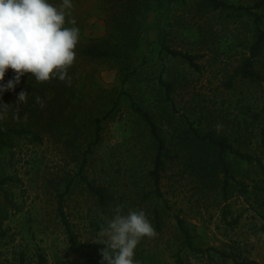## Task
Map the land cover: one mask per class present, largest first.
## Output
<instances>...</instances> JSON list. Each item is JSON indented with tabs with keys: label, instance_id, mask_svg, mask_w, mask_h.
<instances>
[{
	"label": "rangeland",
	"instance_id": "374dc122",
	"mask_svg": "<svg viewBox=\"0 0 264 264\" xmlns=\"http://www.w3.org/2000/svg\"><path fill=\"white\" fill-rule=\"evenodd\" d=\"M224 1L254 7L262 0ZM253 7L264 29V5ZM106 8L110 2L73 0L78 43H103L116 56L92 61L76 54L69 69L81 78L72 77L65 98L56 99L51 81L34 82L32 100L25 102L15 90L0 93L1 125L40 118L47 127L41 144L20 139L0 150V178L15 179L4 186L7 198L0 193V264H102L97 241L117 205L124 214L143 209L155 228L156 235L135 249L139 264H264V80L233 75L249 54L253 16L199 10L195 0H165L158 34L151 27L153 3L143 17L111 22L108 15V24ZM163 45L196 55L199 70ZM164 82L171 84L169 92ZM134 107L153 117L168 145L160 197L152 193L149 175L155 144ZM107 111L80 174L95 138L94 119ZM210 138L253 156L247 161L233 151L221 154L229 174L225 190L219 148ZM82 175L104 189L105 204ZM178 219L200 252L184 244ZM83 243L91 246L74 247Z\"/></svg>",
	"mask_w": 264,
	"mask_h": 264
},
{
	"label": "clouds",
	"instance_id": "9594fccd",
	"mask_svg": "<svg viewBox=\"0 0 264 264\" xmlns=\"http://www.w3.org/2000/svg\"><path fill=\"white\" fill-rule=\"evenodd\" d=\"M72 8L73 0H0V81L9 69L14 72L0 84V93L14 88L24 74L37 82L57 78L71 83L67 70L74 63L80 32L70 18ZM27 96L21 91L18 101ZM113 212L97 241L103 244L102 264H139L135 249L143 238L156 235L155 228L143 209L124 214L117 205Z\"/></svg>",
	"mask_w": 264,
	"mask_h": 264
},
{
	"label": "trees",
	"instance_id": "16d2710c",
	"mask_svg": "<svg viewBox=\"0 0 264 264\" xmlns=\"http://www.w3.org/2000/svg\"><path fill=\"white\" fill-rule=\"evenodd\" d=\"M105 4H108L110 2V10L108 12V8H106V23L108 24V15L110 16L111 22L115 21V19H119L122 15H124V18L120 21L125 22V20L132 19L135 20L136 16L143 17L145 12L147 11V8L149 7L150 3H153V11H152V21H151V27L152 32H158L161 33L162 28L161 24L163 21V15L164 11L162 8L164 7L165 0H103ZM197 8L199 10L207 9L216 11H233L238 12V15H248L253 16L254 22H255V29L252 35L251 41H249L245 47L247 48L249 54L243 58V60L239 63V65L234 69L233 75L235 77L244 78L253 82H259L264 80V70H262L263 60L261 59V56L264 52V29H262L258 24V16L257 14L252 11V7H244V6H235L230 3H227L224 0H195ZM264 5V0L257 2L254 4V7H258ZM120 21H117L120 23ZM116 23V22H115ZM67 26V25H66ZM149 34L144 35L143 43L146 44L149 39ZM158 36V35H156ZM165 46V45H163ZM162 46V47H163ZM164 50L173 58H176L182 62L187 63L190 67L194 68L195 70H199V65L196 62V55L191 54L187 51L183 52L181 50L171 48L168 46L164 47ZM76 54L79 57H82L83 59L88 60H102V59H108L116 56L114 53L108 50V47L101 44H94V43H84L79 42L76 45ZM68 75L71 77L76 76L75 72H71V70L68 68ZM14 76L13 70L9 69L8 72H6L4 80L0 81V84H6L9 79H12ZM81 78V75L79 74L76 76V80ZM51 81V83L49 82ZM36 82L34 77L31 74H24L20 77V82L18 84H15L14 88L12 89H6L3 94H10L12 91L21 92L24 91L28 93V95L31 93V87L32 84ZM49 85L54 86L56 91V99L57 98H65L66 94H69L70 89V83H68L66 80L61 81L57 78H53L48 80ZM34 85H37V83H34ZM33 85V86H34ZM164 86L166 87L167 91L169 92L171 89V84L164 82ZM33 88H37L36 86ZM28 100H32L31 97L27 96ZM59 99V100H60ZM42 107V106H40ZM134 110H136L139 115L144 119L146 124L149 126V132L150 135L154 141L155 144V155L153 158V168L149 171V175L151 176L152 184H153V190L152 193L155 194V196L160 197L162 196L160 191V179H161V173L164 171L166 161L169 159V149L167 142L163 135L158 130L157 124L154 121L153 117L147 112L144 111L138 107H134ZM109 113L108 111L102 115V117H95L94 119V133L95 138L94 140H91L87 146L86 150L84 151V157L82 159L81 167H80V174H82V170L84 169L86 165L87 160V154L92 152L93 146L99 143L100 138V132L102 130L101 122L104 119H108ZM51 125H49L48 128H50ZM46 125L44 121L40 118H38L35 123H30L28 121L27 123H21L19 125L15 124H9L6 126L1 125L0 123V150L4 148H10L12 149L15 146V141L24 139L31 143H37L41 144L43 143V140L45 138V135L43 134V131L45 130ZM200 137L199 135H197ZM204 138V137H201ZM211 142H213L216 146L219 148V159L220 162L223 165L224 170V181L222 188L225 190L229 178L228 174V168L224 163V160L221 158V154L225 151H233L236 154H238L239 157L246 159L247 161H250L253 156L249 154H243L239 151L233 150L231 145L227 143L226 139H221L214 141V139H209ZM82 178L86 180L88 187L90 190L97 196L98 201L100 204H105L107 200L106 193L104 192V189L100 186L94 185L92 182L88 181L87 178L82 175ZM15 179L13 176H4L0 178V193L4 192L6 198V191L4 189V186L10 184ZM6 192V193H5ZM60 215L62 216L63 220L65 219L64 212L61 207H58ZM3 218H6V215L3 216ZM156 220H159L158 213L156 212ZM237 219H233V223H235ZM66 222V221H65ZM178 225L181 230V232L184 235V244L192 251L200 252V249L194 248L191 245L190 242V235L188 233L187 228L185 227L182 219H178ZM3 234V232H0V235ZM88 243L83 244H74L75 248H83V247H89ZM40 260H42V257L40 256ZM40 264V263H39ZM240 264H258L254 260H247L240 262Z\"/></svg>",
	"mask_w": 264,
	"mask_h": 264
}]
</instances>
